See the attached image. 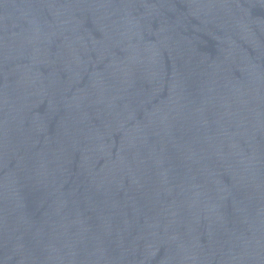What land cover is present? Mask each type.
I'll return each mask as SVG.
<instances>
[{
    "label": "water",
    "instance_id": "1",
    "mask_svg": "<svg viewBox=\"0 0 264 264\" xmlns=\"http://www.w3.org/2000/svg\"><path fill=\"white\" fill-rule=\"evenodd\" d=\"M0 264H264V0H0Z\"/></svg>",
    "mask_w": 264,
    "mask_h": 264
}]
</instances>
